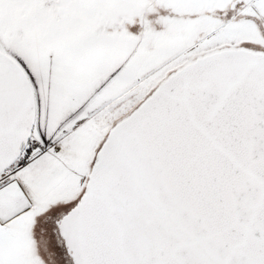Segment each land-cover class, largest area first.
Returning <instances> with one entry per match:
<instances>
[{"label":"snow or ice","instance_id":"obj_1","mask_svg":"<svg viewBox=\"0 0 264 264\" xmlns=\"http://www.w3.org/2000/svg\"><path fill=\"white\" fill-rule=\"evenodd\" d=\"M0 264H264V0H0Z\"/></svg>","mask_w":264,"mask_h":264}]
</instances>
